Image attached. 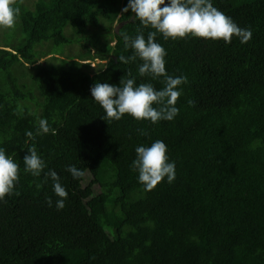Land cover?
<instances>
[{
	"label": "trees",
	"instance_id": "16d2710c",
	"mask_svg": "<svg viewBox=\"0 0 264 264\" xmlns=\"http://www.w3.org/2000/svg\"><path fill=\"white\" fill-rule=\"evenodd\" d=\"M22 1L23 38L0 45V147L20 165L14 193L0 201V264H264V0H213L252 30L245 44L157 33L167 74L187 84L178 115L156 124L106 119L90 97L95 82L119 85L129 73L164 86L139 75V58L117 60L133 54L121 33L154 31L121 11L127 0ZM67 28L79 50L55 57L43 44H67ZM42 118L55 134H38ZM157 139L175 180L145 190L130 166L135 147ZM32 146L46 163L40 177L23 170ZM69 165L84 175L73 179ZM49 169L68 192L60 211L45 203L56 199Z\"/></svg>",
	"mask_w": 264,
	"mask_h": 264
},
{
	"label": "clouds",
	"instance_id": "9594fccd",
	"mask_svg": "<svg viewBox=\"0 0 264 264\" xmlns=\"http://www.w3.org/2000/svg\"><path fill=\"white\" fill-rule=\"evenodd\" d=\"M19 8L14 0H0V28L14 27L19 15ZM123 13L131 12L144 27H150L145 39L143 33L130 37L121 33L125 48L133 52L130 56L120 55V64H128L137 58L142 63L138 67L140 76L149 75L153 80L163 78V88L155 89L152 83L135 82V77L121 79L119 85L95 82L90 87V97L104 111L105 118L120 120L127 115L136 121H148L156 124L160 121H172L178 115L176 101L182 95V85L187 84L184 75L172 76L165 70V48L155 41L157 33L164 40L183 39L191 36L211 41H223L225 44L236 38L241 44L252 37V30L240 27L231 17L213 6V0H127ZM189 106H195L188 100ZM55 134L46 119L38 122V134ZM145 134V133H142ZM32 137V133H26ZM135 159L131 168L137 173V181L145 190L153 189L161 181L171 184L175 180V162L168 156L167 145L162 140H155L150 145L135 147ZM24 172L33 177H40L46 168L45 160L37 152L35 146L29 147L23 156ZM20 165L11 156L6 155L0 147V201L14 193L19 181ZM66 171L73 179L84 175L83 170L69 165ZM52 182V192L56 197L45 198L48 207L60 211L65 206L68 192L61 183L58 174L49 169L44 174ZM40 185H37L39 188Z\"/></svg>",
	"mask_w": 264,
	"mask_h": 264
},
{
	"label": "rangeland",
	"instance_id": "374dc122",
	"mask_svg": "<svg viewBox=\"0 0 264 264\" xmlns=\"http://www.w3.org/2000/svg\"><path fill=\"white\" fill-rule=\"evenodd\" d=\"M34 1L35 0H23L22 2L26 7H29L30 5H32V3ZM116 26H118V25L115 24V27ZM64 37L68 41L67 44H65V45H58L56 47H53L49 44H43V45H45L49 49L50 53H53V55H55V57L63 58V59H68L70 57H74L77 54L79 48H78L77 44L75 43V37H74L73 32L70 30V28H67L65 30ZM22 38H23V36L20 34V31H19L18 19H17L13 28H11V29L1 28V31H0V45L1 46L7 45L10 43H17ZM42 60H45V59H42ZM42 60H40L39 62H42ZM98 63H99L98 60H94V61L90 62V65H91V67H93L95 69L97 67ZM101 63H103V62H101Z\"/></svg>",
	"mask_w": 264,
	"mask_h": 264
}]
</instances>
